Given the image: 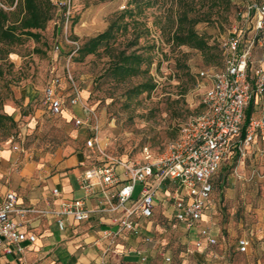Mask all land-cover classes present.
<instances>
[{
    "label": "rangeland",
    "instance_id": "obj_1",
    "mask_svg": "<svg viewBox=\"0 0 264 264\" xmlns=\"http://www.w3.org/2000/svg\"><path fill=\"white\" fill-rule=\"evenodd\" d=\"M64 0H53L54 3ZM129 0H71L73 17L68 29L62 12L42 31V39L36 43L29 39L14 48L10 66L0 78V100L4 112L12 115L15 123L7 130L0 128V150L8 149L11 159L17 160L15 171L23 164L33 162L54 171V162L80 149H87L91 167L113 161L137 162L142 159L145 146L155 157L162 156L168 146L177 140L182 127L203 110L202 98L209 80L200 78L201 71L210 73L225 67L226 51L223 42L234 32L252 36L259 18L257 11L249 12L251 3L261 5L264 0H232L228 13L217 15L211 21L200 22L195 29L203 35L210 47L201 51L189 46H173L166 41V33L176 25L179 5L177 0H164L147 9L145 20L150 32L143 36L140 45L147 46L143 52L152 60L150 72L117 82L106 76L109 58L94 54L80 59L78 47L87 39L105 31L116 14L127 9ZM187 3V2H186ZM191 3V2H190ZM200 9L202 2H197ZM9 12L15 4H6ZM201 9H207L201 8ZM197 12L190 15H195ZM155 23L157 25H155ZM133 28L127 35L119 36V42L133 39ZM58 41L60 50H53ZM40 49L39 53L34 48ZM262 48L258 47V54ZM54 75L63 80L65 109L76 115L55 116L44 102V88ZM72 76L82 95V102L70 104ZM152 81L155 88L136 97L127 90L140 82ZM26 93L32 100L17 98ZM259 114L264 115V95L259 97ZM76 119L83 124L77 125ZM97 136V146H87L91 137ZM18 146V149L15 147ZM237 158L233 165L237 166ZM11 162V161H10ZM250 160L247 159L246 165ZM9 166L0 156V189L12 184ZM233 169L231 173H236ZM222 223L232 217L233 205L222 197L217 206ZM224 220V221H223ZM227 245L229 241L225 239ZM150 245L169 253L168 264H183L190 243L183 225L172 220L162 223L151 236ZM168 256V255H167ZM188 264H198L188 262Z\"/></svg>",
    "mask_w": 264,
    "mask_h": 264
},
{
    "label": "crops",
    "instance_id": "obj_2",
    "mask_svg": "<svg viewBox=\"0 0 264 264\" xmlns=\"http://www.w3.org/2000/svg\"><path fill=\"white\" fill-rule=\"evenodd\" d=\"M18 97L25 101L30 99L21 92ZM259 97L256 96L251 117L264 118L256 112L261 103ZM64 116L76 118L66 109ZM0 156L9 166L7 174L14 181L0 189V199L7 191H13L18 198V207L31 210L22 220L26 229L37 236L34 243H22V251L0 249V264H168L167 258L171 260L169 253L157 250L147 238L151 239L162 223L177 221L171 199L176 186L174 182L168 181L159 191L151 219L136 216L141 233L135 235L116 225L122 211L110 210V197L120 186L107 190L98 186L92 193L82 186L81 179L92 165L87 149L57 159L52 172L48 171L49 167L42 168L43 165L33 162H26L19 172H12L17 160L11 159L8 149L0 150ZM235 157H238L236 167L233 165ZM247 159L250 160L248 169ZM235 168L237 174L231 173ZM56 188L60 190L58 196L53 193ZM223 196L233 205L232 217L224 223L217 211ZM79 199L91 211L90 218L78 222L69 216L61 229L55 211L60 210L64 201ZM177 223L185 227L190 241L183 264L189 261L264 264V134L247 147L246 157L241 158L234 151L222 162L202 220L190 227L185 222ZM207 235L217 243L209 244ZM243 237L250 242L246 252L240 251L239 239ZM225 239L229 241L228 245Z\"/></svg>",
    "mask_w": 264,
    "mask_h": 264
},
{
    "label": "built area",
    "instance_id": "obj_3",
    "mask_svg": "<svg viewBox=\"0 0 264 264\" xmlns=\"http://www.w3.org/2000/svg\"><path fill=\"white\" fill-rule=\"evenodd\" d=\"M55 4L62 12L68 29L73 17L71 0ZM248 9L259 14L255 26L257 32L246 36L235 31L223 42L225 67L212 73H199L203 81H210L202 98L203 110L182 127L180 136L162 156L156 158L151 148L145 146L141 161L116 160L85 171L81 184L89 193L98 186L103 190L120 186L118 192L110 197V210L122 211L116 220L121 230L135 235L141 233L136 216L153 217L155 198L168 181L176 185L171 198L175 219L189 227L197 224L204 216L214 190V178L222 162L234 151L241 158L246 157L247 147L264 134V118L251 117L247 122V110L253 97L264 95V3H251ZM72 43L80 47L77 42ZM259 46L262 48L261 54L257 52ZM60 48L59 43L54 46L55 51ZM69 80L73 93L70 104L76 106L81 104L82 95L72 76ZM60 82V78L54 76L44 88V101L55 116L64 115L65 111V101L58 92ZM76 123L80 125L85 122L76 119ZM98 143V137L93 136L88 139L87 146L94 147ZM15 148L18 149V146ZM184 189L185 193L182 192ZM53 193L58 196L60 190L56 188ZM114 199L116 202H113ZM30 211L18 207V198L13 191H7L0 199V249L11 252L13 248H18L22 251V243L37 240V236L26 229L22 220ZM55 214L63 229L67 217L72 216L75 221L81 222L90 218L91 211L79 199L64 201ZM207 239L211 245L217 243L208 235ZM249 244L247 238L239 239L240 251L246 252Z\"/></svg>",
    "mask_w": 264,
    "mask_h": 264
},
{
    "label": "trees",
    "instance_id": "obj_4",
    "mask_svg": "<svg viewBox=\"0 0 264 264\" xmlns=\"http://www.w3.org/2000/svg\"><path fill=\"white\" fill-rule=\"evenodd\" d=\"M164 0H129L127 9L115 15L107 29L84 41L78 49L80 59L89 55L103 54L109 58L106 76L117 82H125L132 77H138L150 72L152 60L143 52L148 48L140 45L143 36L149 34L150 27L145 20L147 9ZM201 1L200 9H196ZM187 2V3H186ZM191 2V3H190ZM232 0H177L179 5L177 22L166 33V41L173 46H189L201 51L210 47L207 39L199 34L195 25L211 21L215 14L223 15L231 9ZM0 78L5 75L6 67L10 66V56L14 54V48L24 45L29 39L39 43L42 39V31L59 14L53 0H0ZM6 4L14 5L15 10L9 12ZM207 9H201L206 8ZM197 12L195 15H190ZM155 25H157L155 23ZM130 28L137 33L133 39L126 43L119 42V36L127 35ZM56 41L53 45L58 44ZM40 52L38 47L34 48ZM59 77L52 75V77ZM58 86L61 94L64 86L63 80ZM155 88L152 81H144L127 90L130 97H136L144 92H151ZM0 100V128L7 130L15 123L12 115L4 112ZM45 102V101H44ZM256 96L253 97L247 110V122L254 112ZM47 105V104H46ZM50 111L49 105H47ZM51 113V112H50Z\"/></svg>",
    "mask_w": 264,
    "mask_h": 264
}]
</instances>
